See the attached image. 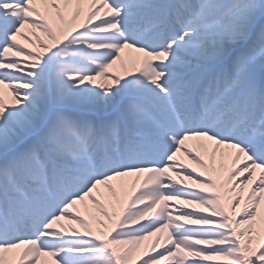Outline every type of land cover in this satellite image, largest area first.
Returning a JSON list of instances; mask_svg holds the SVG:
<instances>
[{"label":"snow or ice","instance_id":"1","mask_svg":"<svg viewBox=\"0 0 264 264\" xmlns=\"http://www.w3.org/2000/svg\"><path fill=\"white\" fill-rule=\"evenodd\" d=\"M0 264H264V0H0Z\"/></svg>","mask_w":264,"mask_h":264},{"label":"bare ground","instance_id":"2","mask_svg":"<svg viewBox=\"0 0 264 264\" xmlns=\"http://www.w3.org/2000/svg\"><path fill=\"white\" fill-rule=\"evenodd\" d=\"M29 34H31V33H29ZM21 42H22V43H26V41H23V40H22ZM29 46L31 47V45H29ZM186 162H189V163H190L191 161H189V160L186 159ZM193 166H194V167H197V170H198V171L200 170L199 167L196 166L195 164H193Z\"/></svg>","mask_w":264,"mask_h":264}]
</instances>
